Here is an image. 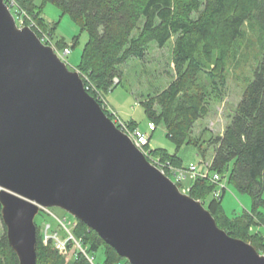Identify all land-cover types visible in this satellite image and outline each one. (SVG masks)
Segmentation results:
<instances>
[{
	"label": "water",
	"instance_id": "water-1",
	"mask_svg": "<svg viewBox=\"0 0 264 264\" xmlns=\"http://www.w3.org/2000/svg\"><path fill=\"white\" fill-rule=\"evenodd\" d=\"M0 214L19 264H36L35 217L59 208L129 264H264L220 229L87 93L78 70L0 0Z\"/></svg>",
	"mask_w": 264,
	"mask_h": 264
},
{
	"label": "trees",
	"instance_id": "trees-1",
	"mask_svg": "<svg viewBox=\"0 0 264 264\" xmlns=\"http://www.w3.org/2000/svg\"><path fill=\"white\" fill-rule=\"evenodd\" d=\"M4 1L9 5L10 0ZM43 1L55 4L86 31L88 40L75 70L79 71L87 93L99 102L110 118L104 107V95L119 84L118 80L116 83L113 81L117 68L131 58L143 59L149 45L162 48L172 38L175 39L173 64L176 80L143 106L149 124L156 126L162 121L167 136L177 144L186 143L194 123L207 113L205 93L190 92L198 75L207 73L218 94L225 85L220 75L217 79L213 71L206 72L205 66L212 51L215 48L228 51L235 41L243 38L246 23L264 31V0H177L175 4L172 0ZM13 2L11 13L12 10L16 14L25 13V24L27 22L28 25L29 20H35L37 27L45 24L38 17L40 9H34L31 0ZM32 30L36 32V28ZM48 34L51 38V33ZM55 46L61 49L60 44ZM155 104L159 110L154 109ZM129 126L135 127L132 123ZM213 146L209 171L222 179L227 178L238 191L250 195L252 212L226 218L221 196H212L205 205L206 197L217 187L209 177H198L190 182L187 194L208 209L220 229L233 238L250 243L263 254L264 233L260 230L250 232V227L264 225V213L259 212L264 208V63L256 69L229 124L223 134L213 140ZM153 153L162 162L184 168L177 154L163 150L151 151ZM178 187L181 189L180 185ZM71 233L86 254L91 255L103 246L107 257L105 264H119V260L124 259L78 220ZM42 238L43 235L39 237L36 233V264H91L73 241L66 243L67 251L62 254L52 245V240L48 242L51 245H44ZM69 253L71 255L67 258ZM0 264H19L8 244L6 229L0 238Z\"/></svg>",
	"mask_w": 264,
	"mask_h": 264
},
{
	"label": "rangeland",
	"instance_id": "rangeland-1",
	"mask_svg": "<svg viewBox=\"0 0 264 264\" xmlns=\"http://www.w3.org/2000/svg\"><path fill=\"white\" fill-rule=\"evenodd\" d=\"M172 1L175 4L177 0ZM31 2L34 9H40L38 17H41L45 23H42L36 32L33 31L51 33V41L54 45L60 44L61 49L64 46L68 47L70 53L64 58V62L69 70H75L88 40L86 31L52 2L43 0H31ZM12 13L16 17L14 10ZM29 22V25L35 24V20H29ZM23 26H28L27 22ZM32 28L35 27L32 26ZM174 41L175 39L172 38L162 48L151 44L143 59L131 58L119 66L113 80L114 83L118 80L119 84L114 85L104 95L105 102L115 118L127 125L132 123L141 132L150 136L148 150H163L169 154H177L182 159L183 167L194 165L200 175L207 172L208 177H211L213 172L207 169L214 154L213 140L223 134L256 69L264 63V31L258 30L253 24L246 23L243 38L235 41L228 51L222 52L218 48L212 51L211 59L205 66L206 72L213 71L217 77L220 75L225 85L221 94H218V91L212 87L207 73L198 75L190 92L205 93L207 113L194 123L186 137V143L182 144L175 143L167 136L166 126L162 121L156 124L155 130L150 129L149 119L143 106L176 80L173 64ZM154 109L159 110V106L155 104ZM156 156L154 153L151 154L152 158H157ZM222 185L224 190L220 193L221 207L226 218L232 219L240 214L252 212L253 202L250 195L238 191L227 178L222 179ZM211 198L212 193L206 197L204 204L207 205ZM259 212L264 213V208ZM64 218L67 222L76 223L75 218L59 208L43 209L35 218L36 233L39 237L43 235V244L51 245L48 242L52 240V245L62 254L67 251L68 241L65 243V251L60 250L55 241L58 239L63 243L68 238L58 221ZM67 227L72 230L70 225L67 224ZM254 230L264 233V225L250 227V232ZM3 234H5V227L0 218V238ZM108 254L110 258H113L110 252ZM70 255L71 253L67 254V258ZM91 255L94 256L95 264H105L107 257L103 246ZM119 264L128 263L125 259H120Z\"/></svg>",
	"mask_w": 264,
	"mask_h": 264
},
{
	"label": "built area",
	"instance_id": "built-area-1",
	"mask_svg": "<svg viewBox=\"0 0 264 264\" xmlns=\"http://www.w3.org/2000/svg\"><path fill=\"white\" fill-rule=\"evenodd\" d=\"M7 6L9 7V9L12 6H14L13 0H10L9 5H7ZM12 15L15 18L17 26L22 27L23 25H25V23H24L25 13H23L21 11L20 14L19 13L16 14V17L14 16V14H12ZM32 26L35 27L36 29L38 28L35 24H31V25L28 24V27L32 28ZM36 34L39 37V39L41 40V42L44 43L45 45L51 46L53 48L54 52L57 54V56L64 62V58L70 53V49L68 47H65L63 49L57 48L53 44V42L51 41L50 35L48 33H45L43 31H40V32L38 31V33H36ZM104 107L110 113L111 120L114 122V124L117 126V128H119L123 133H125L129 137V139L132 141L134 146L144 154V156L147 158V160L152 165L156 166L164 175L169 177L177 186L180 185L181 186V189L179 188L180 191L187 194V192L189 190L188 184L190 182L194 181L198 177H208L207 172L203 175H200L197 172V167L194 165H190V166L184 167V168H178V167L171 165L168 162H162L158 158H152L151 157V151L147 149L150 136L141 132L136 127L131 128L129 125H127V124L121 122L119 119L115 118L114 114H112L111 110L107 107L106 102L104 103ZM149 127H150V129L155 130L156 126L153 123H150ZM206 169H207V167H206ZM207 170L209 171V169H207ZM172 177L174 179H172ZM209 179L217 185L216 189L212 192V196L215 198H219L221 196L220 193L223 192V190H224V186L222 185V178L217 173H213L211 175V177H209ZM58 221L68 235V238L63 243L61 241H59L58 239H56L55 242L57 243L58 248L60 250H64L65 249V243L67 241L71 240L74 242L75 246L79 249V251L85 255L87 260L91 264H95L94 263V257L89 255V254H86L85 250L81 247L80 242L74 238V236L71 233V230L67 227V224H68L71 226V228H73L75 226V223L72 224L70 221L67 222L66 218H64L63 220L59 219ZM61 252H63V251H61Z\"/></svg>",
	"mask_w": 264,
	"mask_h": 264
}]
</instances>
